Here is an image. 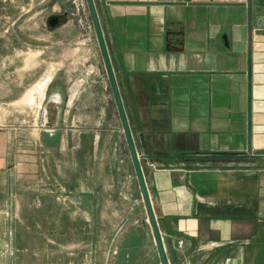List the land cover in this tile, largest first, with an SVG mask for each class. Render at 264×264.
I'll list each match as a JSON object with an SVG mask.
<instances>
[{"label":"crops","instance_id":"crops-1","mask_svg":"<svg viewBox=\"0 0 264 264\" xmlns=\"http://www.w3.org/2000/svg\"><path fill=\"white\" fill-rule=\"evenodd\" d=\"M94 3L169 264H264V0ZM95 46L99 56L86 54L80 74L40 82L43 122L78 114L77 147L90 139L93 155L100 126L116 116L132 164ZM76 202L94 218L95 198L86 211L85 198ZM134 231L156 249L145 226L125 245ZM83 259L63 264H94Z\"/></svg>","mask_w":264,"mask_h":264},{"label":"rangeland","instance_id":"rangeland-1","mask_svg":"<svg viewBox=\"0 0 264 264\" xmlns=\"http://www.w3.org/2000/svg\"><path fill=\"white\" fill-rule=\"evenodd\" d=\"M93 36L85 0H0V264H160L143 233L124 243L143 226L153 234L117 117L100 126L105 139L93 155L90 139L77 147L78 114L43 122L40 82L59 70L80 74L86 54L98 53ZM55 131L69 139L44 138ZM80 198L84 211L95 198L94 218L76 210Z\"/></svg>","mask_w":264,"mask_h":264},{"label":"water","instance_id":"water-1","mask_svg":"<svg viewBox=\"0 0 264 264\" xmlns=\"http://www.w3.org/2000/svg\"><path fill=\"white\" fill-rule=\"evenodd\" d=\"M86 1V5L90 14V18L93 24V28H94V38L97 40L98 43V49L99 52L102 56L103 59V63L107 72V76H108V80H109V84L114 96V100L116 103V107H117V111L121 120V124L123 127V132H124V136H125V140L127 142V146L130 152V156H131V161L133 164V168L135 171V175L139 184V188L141 191V196H142V200L144 203V208L146 210V214L148 217V221L152 230V234L155 240V244L160 256V260H161V264H169L168 259H167V255L165 253V249L163 246V242H162V238H161V234L158 228V224H157V220H156V216L154 213V209L151 203V199H150V195L147 189V185L145 182V177L143 174V170H142V166H141V162H140V158L133 140V136L131 133V129L129 126V122L126 116V112L123 106V102H122V98H121V94L119 91V87L116 81V77L114 74V70L110 61V57H109V53H108V49L106 46V41L104 38V34L99 22V18H98V14H97V10L95 7V3L94 0H85ZM59 21L58 18H53V20H51L49 22L50 25H54L55 23H57Z\"/></svg>","mask_w":264,"mask_h":264}]
</instances>
